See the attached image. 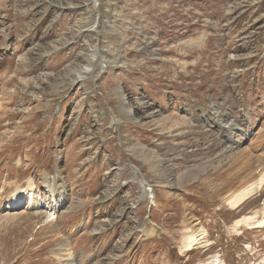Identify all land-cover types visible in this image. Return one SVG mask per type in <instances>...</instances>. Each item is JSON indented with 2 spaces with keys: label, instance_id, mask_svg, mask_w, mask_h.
<instances>
[{
  "label": "rangeland",
  "instance_id": "obj_1",
  "mask_svg": "<svg viewBox=\"0 0 264 264\" xmlns=\"http://www.w3.org/2000/svg\"><path fill=\"white\" fill-rule=\"evenodd\" d=\"M258 220L264 0H0V264H264Z\"/></svg>",
  "mask_w": 264,
  "mask_h": 264
},
{
  "label": "bare ground",
  "instance_id": "obj_2",
  "mask_svg": "<svg viewBox=\"0 0 264 264\" xmlns=\"http://www.w3.org/2000/svg\"><path fill=\"white\" fill-rule=\"evenodd\" d=\"M114 122L117 121L116 118H113ZM119 122V121H118ZM225 133H229L228 131H225ZM34 184H35V179H31V182H29V185H30V188H31V191H33V187H34ZM65 183L62 182L61 184H58V188L57 187V184H49L47 187L49 188V191H50V195H51V199H52V202L53 204H58V203H62L65 201V199L60 196L62 194V192H60L61 190H63V187L62 185H64ZM248 193L245 191L241 194H239L238 196H236L233 200H230V205L233 207V208H238L241 204H243L245 202V198L248 196L247 195ZM30 202L34 203V205L37 206V202L35 201V198H30ZM38 204H40V201H38ZM53 209L51 208V206L48 205V209ZM56 213V212H55ZM54 213V215H55ZM258 228H264V220H258ZM153 231H155V229H153ZM151 235V233H150ZM193 241L194 239L193 238H190L188 240V246H187V250L190 251L191 248H192V244H193Z\"/></svg>",
  "mask_w": 264,
  "mask_h": 264
}]
</instances>
